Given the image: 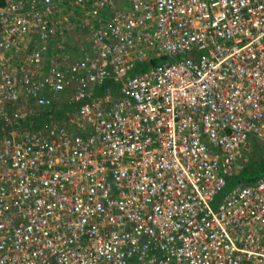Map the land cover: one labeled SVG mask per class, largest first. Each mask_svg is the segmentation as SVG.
Instances as JSON below:
<instances>
[{
    "label": "built area",
    "instance_id": "1",
    "mask_svg": "<svg viewBox=\"0 0 264 264\" xmlns=\"http://www.w3.org/2000/svg\"><path fill=\"white\" fill-rule=\"evenodd\" d=\"M257 143L264 0L0 3V264H264Z\"/></svg>",
    "mask_w": 264,
    "mask_h": 264
},
{
    "label": "rangeland",
    "instance_id": "2",
    "mask_svg": "<svg viewBox=\"0 0 264 264\" xmlns=\"http://www.w3.org/2000/svg\"><path fill=\"white\" fill-rule=\"evenodd\" d=\"M89 36H90L89 31L86 30V27H83V28H81V30L76 35H74V39H75V41H77L80 44V47H82L84 45L85 41L89 38ZM78 49H79V47H78ZM263 155H264V147L261 146L260 144H258V145L254 144V150L251 153L249 164H251L253 161L254 162L260 161V159L263 157ZM241 181H243V180L240 179V177L237 175L231 177L228 180V184L214 197V199L212 201L213 206L217 207L221 203L224 196L233 187H235L237 184H239Z\"/></svg>",
    "mask_w": 264,
    "mask_h": 264
},
{
    "label": "trees",
    "instance_id": "3",
    "mask_svg": "<svg viewBox=\"0 0 264 264\" xmlns=\"http://www.w3.org/2000/svg\"><path fill=\"white\" fill-rule=\"evenodd\" d=\"M0 3H4V0H0ZM148 64L144 63L139 65L135 70H141L144 69ZM38 125H40L42 122H44L45 117L44 116H36L33 119ZM258 145V143H257ZM264 173V155L258 162H252L251 164L247 165L245 169L237 174V176L240 177L243 181L242 183H252L256 181L259 175Z\"/></svg>",
    "mask_w": 264,
    "mask_h": 264
}]
</instances>
